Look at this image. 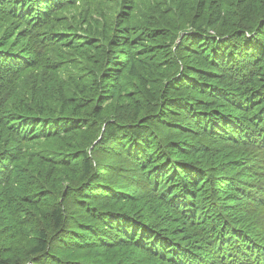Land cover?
I'll list each match as a JSON object with an SVG mask.
<instances>
[{
  "label": "trees",
  "instance_id": "trees-1",
  "mask_svg": "<svg viewBox=\"0 0 264 264\" xmlns=\"http://www.w3.org/2000/svg\"><path fill=\"white\" fill-rule=\"evenodd\" d=\"M0 264H264V0H0Z\"/></svg>",
  "mask_w": 264,
  "mask_h": 264
}]
</instances>
